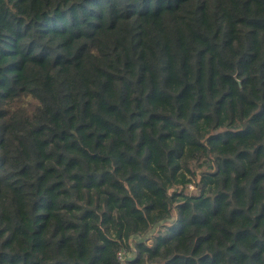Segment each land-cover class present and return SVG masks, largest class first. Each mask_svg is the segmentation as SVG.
Listing matches in <instances>:
<instances>
[{
	"label": "trees",
	"instance_id": "trees-1",
	"mask_svg": "<svg viewBox=\"0 0 264 264\" xmlns=\"http://www.w3.org/2000/svg\"><path fill=\"white\" fill-rule=\"evenodd\" d=\"M213 1L0 0V264H264V0Z\"/></svg>",
	"mask_w": 264,
	"mask_h": 264
},
{
	"label": "rangeland",
	"instance_id": "rangeland-1",
	"mask_svg": "<svg viewBox=\"0 0 264 264\" xmlns=\"http://www.w3.org/2000/svg\"><path fill=\"white\" fill-rule=\"evenodd\" d=\"M218 3V0H214L213 1V5L217 4ZM189 191L191 192H195V186L193 184H190L189 186Z\"/></svg>",
	"mask_w": 264,
	"mask_h": 264
}]
</instances>
